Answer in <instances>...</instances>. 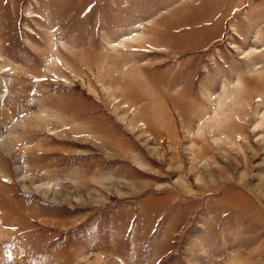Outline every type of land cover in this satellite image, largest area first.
<instances>
[{
    "label": "rangeland",
    "instance_id": "1",
    "mask_svg": "<svg viewBox=\"0 0 264 264\" xmlns=\"http://www.w3.org/2000/svg\"><path fill=\"white\" fill-rule=\"evenodd\" d=\"M0 264H264V0H0Z\"/></svg>",
    "mask_w": 264,
    "mask_h": 264
}]
</instances>
